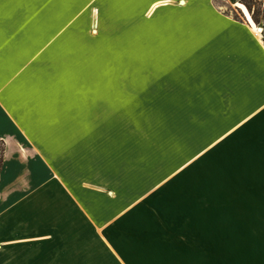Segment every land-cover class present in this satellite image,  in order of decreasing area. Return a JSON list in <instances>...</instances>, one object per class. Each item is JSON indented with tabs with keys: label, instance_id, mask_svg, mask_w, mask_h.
Returning a JSON list of instances; mask_svg holds the SVG:
<instances>
[{
	"label": "crops",
	"instance_id": "1",
	"mask_svg": "<svg viewBox=\"0 0 264 264\" xmlns=\"http://www.w3.org/2000/svg\"><path fill=\"white\" fill-rule=\"evenodd\" d=\"M157 1L165 0H0L1 248L42 245L44 251H81L71 257L59 252L0 258V264H133L130 258L119 259L120 249L110 245L100 244L113 262L84 258V252L98 250L99 244L53 248L49 232L42 243L25 242L34 232L26 229L50 230L44 205L50 204L51 188L57 186L60 216L75 219L80 214L91 225L64 231L82 234L85 228L98 237L100 228H108L163 180V175L149 180L145 165L132 166V157L145 160L147 152L132 147L144 138L140 128L127 125L136 101L130 83L106 82V77L99 81L93 55L82 49L92 37L83 41L77 29H66L68 11H82L90 2L88 25H105L114 36L119 31L126 44L133 32L142 61L148 57L146 41L170 43L171 125L181 129L184 144L211 146V153H221L216 159L228 164L225 177L233 180L224 192L242 197L226 198L224 208L250 216L223 220L222 237H206L202 249L167 253L174 256L173 264H264L262 32L259 37L244 15L226 12L216 0H186L185 5L167 0L168 5L152 10ZM224 1L236 7L242 2ZM83 20L78 17L70 27ZM108 74L115 73L106 70ZM122 109L124 114H117ZM177 165L165 171V179ZM67 203L74 207L73 217Z\"/></svg>",
	"mask_w": 264,
	"mask_h": 264
},
{
	"label": "rangeland",
	"instance_id": "2",
	"mask_svg": "<svg viewBox=\"0 0 264 264\" xmlns=\"http://www.w3.org/2000/svg\"><path fill=\"white\" fill-rule=\"evenodd\" d=\"M253 1L257 4L260 3L259 0ZM181 4H183L182 1ZM216 4L239 18L244 15L250 23L256 26L257 30L258 28L263 29L262 23L254 22L252 13L245 4L244 9L240 10L224 0H216ZM261 4L263 8V3ZM82 7H86V9L78 11L76 7H72L73 9L68 11L66 29H77L83 41L87 40V36L92 37V41L82 44V49L93 55V64L97 68L99 81L106 77L104 80L106 82L115 78L117 83L126 85L130 83L131 97L136 101L131 106V121L127 125H131L132 130L140 128L141 136L144 138L132 147L137 149L140 147L142 151L147 152L145 160L137 159L135 161L132 157V166L134 162L145 165L150 170L148 171L149 180L159 178L160 175H163V180L158 187L149 188L147 194L139 202H132L131 208L116 218L108 225V228H100L98 237L85 228L82 234H70V232L64 231L71 228L73 232L76 227L91 225L84 221V216L80 214L75 219H66L60 216L58 199L62 194L58 191L57 186H52L51 196H49L50 204L44 205L45 210L50 214V230L42 234L41 227L28 228L26 231H34L30 233L34 235H27L26 237L31 238L24 241L42 243L43 238L50 233L48 241L53 245V248H57L58 244H63L64 249L80 244L88 245L87 248L99 244L98 250L84 252V258L91 256L113 262L111 254L105 250V246L110 245L120 249L116 252L119 259L130 258L133 264H140V258L147 261L146 264H173L174 256L167 253H173L177 248L198 247V249H202L205 246L206 237H222L223 220L250 219V216L244 210L234 209L232 206L224 208L226 198L240 199L242 197L239 194L237 197L225 194V187L230 186L233 180L226 179L228 164L220 161V156L217 157L220 158L219 161L216 159L218 152L211 153V146L196 148V146L184 144L180 133L181 129L171 125L168 118L170 43L165 40L157 43L146 41L143 43V48L146 49L148 57L142 61L137 35L134 37L131 32V41L126 44L120 41L122 33L119 31H116L114 36L105 25L89 26L93 3L90 2ZM78 17H82L86 21L83 20L84 23L81 26L70 27L78 20ZM135 26L138 27L137 21ZM164 29L165 27H162V30ZM261 32L264 38L263 31L261 30ZM159 50L161 51L156 56L155 54ZM106 70L115 74L106 76ZM139 86L144 90L140 92L139 88L141 87ZM100 108L102 107L100 106ZM117 114L123 115V109ZM132 141H137V139ZM3 150L4 146L1 144L0 162L3 160ZM134 150L136 149H132V152ZM220 154L218 153V155ZM175 160L178 161L174 162ZM176 163L179 168L165 179V171H171L173 166L176 167ZM1 165L2 163L0 167ZM66 210L72 212V217L76 214L74 207L71 208L69 203L66 204ZM31 211L34 209L32 208ZM39 211L41 212V208ZM225 224L229 226V222ZM156 244L159 245L157 249ZM59 252L61 251H57V249L44 251L42 245H20L15 249H3L0 243V258L2 259L52 257L53 253L58 255ZM78 252L81 251L62 250L61 253L71 257ZM142 262L144 263V261Z\"/></svg>",
	"mask_w": 264,
	"mask_h": 264
},
{
	"label": "trees",
	"instance_id": "3",
	"mask_svg": "<svg viewBox=\"0 0 264 264\" xmlns=\"http://www.w3.org/2000/svg\"><path fill=\"white\" fill-rule=\"evenodd\" d=\"M260 3L257 4L253 0H242V3L245 4L248 10L252 13V17L255 23L260 24L262 23L264 26V7L262 8V4L264 6V0H259ZM259 7V8H258ZM263 34H264V27H263Z\"/></svg>",
	"mask_w": 264,
	"mask_h": 264
},
{
	"label": "bare ground",
	"instance_id": "4",
	"mask_svg": "<svg viewBox=\"0 0 264 264\" xmlns=\"http://www.w3.org/2000/svg\"><path fill=\"white\" fill-rule=\"evenodd\" d=\"M167 3H168V1H167V2H165V1H157V2H155V3L151 6V9H152V10H155V9H157L160 5H161V6H162V5H166ZM182 3L185 4V3H186V0H184ZM243 9H244V8H243ZM244 11H245V10H244ZM245 13H246V11H245ZM246 14H247V13H246ZM252 26H253L254 30L256 31L257 35L260 37V36H261V35H260L261 29L258 28V30H257L255 25H252Z\"/></svg>",
	"mask_w": 264,
	"mask_h": 264
},
{
	"label": "snow or ice",
	"instance_id": "5",
	"mask_svg": "<svg viewBox=\"0 0 264 264\" xmlns=\"http://www.w3.org/2000/svg\"><path fill=\"white\" fill-rule=\"evenodd\" d=\"M165 2H167V0H165ZM182 2H183V0H182ZM245 2H247V0H245ZM237 7L240 8V9H243L244 8V4L243 3H239L237 5Z\"/></svg>",
	"mask_w": 264,
	"mask_h": 264
},
{
	"label": "water",
	"instance_id": "6",
	"mask_svg": "<svg viewBox=\"0 0 264 264\" xmlns=\"http://www.w3.org/2000/svg\"><path fill=\"white\" fill-rule=\"evenodd\" d=\"M240 9V8H239ZM262 31H263V29L262 28H260Z\"/></svg>",
	"mask_w": 264,
	"mask_h": 264
}]
</instances>
